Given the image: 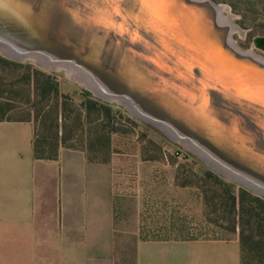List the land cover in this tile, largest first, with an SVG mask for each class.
Returning a JSON list of instances; mask_svg holds the SVG:
<instances>
[{
  "label": "rangeland",
  "instance_id": "obj_1",
  "mask_svg": "<svg viewBox=\"0 0 264 264\" xmlns=\"http://www.w3.org/2000/svg\"><path fill=\"white\" fill-rule=\"evenodd\" d=\"M210 1L236 27L230 36L236 46L264 59V0ZM67 71L0 52V116L30 120L45 155L80 152L91 184L88 219L71 222V239L53 229L52 214L41 215L37 244L0 246V264H144V241L240 232L244 264H264V228L231 210L227 183L234 193L264 195L228 180L159 126L93 95ZM58 223L64 226L57 217Z\"/></svg>",
  "mask_w": 264,
  "mask_h": 264
},
{
  "label": "water",
  "instance_id": "obj_2",
  "mask_svg": "<svg viewBox=\"0 0 264 264\" xmlns=\"http://www.w3.org/2000/svg\"><path fill=\"white\" fill-rule=\"evenodd\" d=\"M19 1L37 15L50 1L47 27L38 34L11 21L14 32L0 19L1 53L82 69L93 95L192 140L206 156L184 146L202 162L264 195V61L230 44L213 2Z\"/></svg>",
  "mask_w": 264,
  "mask_h": 264
},
{
  "label": "crops",
  "instance_id": "obj_3",
  "mask_svg": "<svg viewBox=\"0 0 264 264\" xmlns=\"http://www.w3.org/2000/svg\"><path fill=\"white\" fill-rule=\"evenodd\" d=\"M33 132L30 120L0 119L2 247L37 244L34 236L41 228V215L52 214L53 229L63 228L69 239L71 222L82 224L88 219L91 184L86 158L67 149L52 158H36ZM57 217L64 226L57 224ZM143 245L144 264H240L237 236L149 240Z\"/></svg>",
  "mask_w": 264,
  "mask_h": 264
},
{
  "label": "bare ground",
  "instance_id": "obj_4",
  "mask_svg": "<svg viewBox=\"0 0 264 264\" xmlns=\"http://www.w3.org/2000/svg\"><path fill=\"white\" fill-rule=\"evenodd\" d=\"M44 3L45 4L42 5L43 12L39 13L40 15H37L36 13H34V11L27 9L28 7L19 0H0V19L7 22V24L10 25V28L14 32H18V31L14 27L15 26L13 25L14 23H10L11 21L16 22L17 25H21L26 30L28 29V30H31L32 32L35 31L36 33L40 34L42 30L44 29V27H47L48 23L46 19L49 17L47 14L50 13L49 12L50 1H45ZM221 10H222V7H218V6L215 7L216 20L218 24L225 25L228 27V40L230 44H232V46L236 48L237 50L243 51L239 47H237L236 44L231 40L230 38L231 30L235 29L233 28L234 24L229 22V17L224 16ZM50 20H53V19L50 18ZM247 52L252 54V56H255L256 58H258L259 60L264 61L263 58L255 55L251 51H247ZM47 63L49 62L47 61ZM49 67L67 69L68 70L67 73L70 74V77L76 79L79 83L85 84L86 86H88L87 85L88 82L93 83V79L89 75V73H86L82 69H79L76 66L71 65L70 63L54 62V63H49ZM165 127L172 134L175 135V133H177L176 130H173L167 126ZM180 142L183 145L190 147L191 149L197 148L199 152L205 155V153L192 140H181Z\"/></svg>",
  "mask_w": 264,
  "mask_h": 264
},
{
  "label": "trees",
  "instance_id": "obj_5",
  "mask_svg": "<svg viewBox=\"0 0 264 264\" xmlns=\"http://www.w3.org/2000/svg\"><path fill=\"white\" fill-rule=\"evenodd\" d=\"M45 91H48V88L45 89ZM89 93H85V95H88ZM103 103V102H102ZM104 104V103H103ZM102 107L106 110V115H109L110 111L109 108L105 107L102 105ZM90 108V106H89ZM10 119L9 117H3L0 116V119ZM54 135V140L56 138V133ZM40 140L36 138L35 130L33 133V141H32V146H33V155L36 158H52L53 154H43L40 150ZM210 175H212L216 181L219 180V176H217L213 172H209ZM228 187L231 185L230 183H227ZM227 187L226 193L228 194V200H229V205L231 207L232 211H235L238 213V215L246 214L249 218H254L253 221V226L255 228H264V198L258 197L255 195H252L250 192L247 190L240 188V192L234 193L233 191L229 190ZM245 196L247 197V201L245 199ZM253 204V205H252ZM256 209V210H255ZM246 224H248V220L246 221ZM239 239V244H240V264H244V237L242 236V233H239L238 236Z\"/></svg>",
  "mask_w": 264,
  "mask_h": 264
},
{
  "label": "flooded vegetation",
  "instance_id": "obj_6",
  "mask_svg": "<svg viewBox=\"0 0 264 264\" xmlns=\"http://www.w3.org/2000/svg\"><path fill=\"white\" fill-rule=\"evenodd\" d=\"M222 12H223V10H221ZM225 16V15H224ZM229 22H230V19H229ZM231 23V22H230ZM233 27V26H232ZM233 28H235V30H236V27L234 26ZM263 39V37L261 38V39H259L258 40V43H259V45H262V43H261V40ZM252 53H253V51H251ZM255 54V53H254ZM256 55V54H255Z\"/></svg>",
  "mask_w": 264,
  "mask_h": 264
}]
</instances>
